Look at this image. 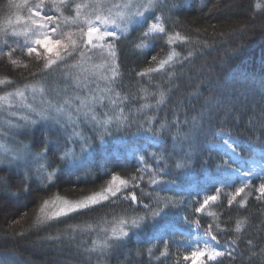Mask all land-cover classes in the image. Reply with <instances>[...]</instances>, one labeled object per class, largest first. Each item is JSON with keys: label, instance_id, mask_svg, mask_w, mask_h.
Wrapping results in <instances>:
<instances>
[{"label": "trees", "instance_id": "16d2710c", "mask_svg": "<svg viewBox=\"0 0 264 264\" xmlns=\"http://www.w3.org/2000/svg\"><path fill=\"white\" fill-rule=\"evenodd\" d=\"M10 2L16 5L21 0H0V30L6 29L11 34L16 13L23 11L9 7ZM121 2L123 0H111V3ZM161 4L163 8L156 13L162 15L166 35L157 34L159 39L149 38L143 42L145 47H137L142 43L138 36L146 30L145 26L132 31L131 36L122 40L117 47L119 75L113 81V93L119 94L116 95L117 99L124 104L127 116L130 112L136 114L135 124L127 127L126 141L115 144L112 137H107L105 143L97 142L95 150L88 153L87 162L79 163L75 168H65L63 173L60 172V168L64 167L59 160L60 154L49 153L48 160L39 163L45 164L47 172H55L56 175L46 185L41 184L35 176L37 164L34 163L29 175L36 179V186L41 190L27 195L17 186L20 180L15 173L9 175L0 172V177L10 180L11 184L0 192V264H5L3 261L7 260L5 257L8 254L16 257L12 258L10 264H96L97 261L104 264H191L181 259L179 254L176 255L178 251L175 245H181L183 252L186 249L172 236L167 241V251L177 257L160 255L165 251L164 242L150 239L153 226L149 220L106 256L100 253V246L106 236H110L111 228L119 227V220L125 218V210L127 216L145 215L142 208H137L135 204L131 208L127 203L119 204L116 208L97 207L94 211L70 214L46 224H39L37 218L45 200L54 197L80 200L107 187L113 172L121 179L130 181L132 176L138 175L140 167L135 156L151 152L167 156L170 175L163 179L174 183L162 184L161 187L170 196L179 194L180 199L193 197L190 190L186 191L188 187L201 184L208 176L237 167L235 162L232 168L223 166V161L228 157L212 137L213 131L221 130L218 122L214 121L212 125L205 123L199 131L192 124L193 117L199 118L203 100L188 102L197 91L202 96H208L205 87L198 89L197 86L206 82L210 73L214 79L228 83L229 98L236 105L235 116L239 119L229 118L230 122L222 130L237 138L241 145L237 154L246 159L254 156L256 151H264V129L261 128V112L264 110V0H163ZM177 33L179 38L176 37ZM168 36L174 37L173 42H168ZM13 40L23 42L24 38L22 35H12L9 44ZM4 50L8 51V48ZM189 53L192 56L184 60ZM152 55H156L157 63L151 62ZM170 55L173 60L158 69V62L167 60ZM13 59L17 60L16 65L7 56H0V80L6 81L0 84V96L19 89L24 91V98L13 96L10 101H0V129L5 122L3 118L12 117L7 111L9 103L18 98L27 100L30 96L38 95L40 92L33 93L32 89L45 88L46 83L47 91L51 92L60 75L56 71L46 79L31 75L43 68V56L38 59L28 57L17 49ZM150 68L158 70L149 73ZM193 105L195 110H192ZM184 112H187V117L182 114ZM154 116L161 122L174 120L177 116L181 121L187 119L188 126L182 127L180 132L181 135L187 134L190 141L182 143L180 139L171 137H161L157 141L146 131L149 125L142 124L145 118ZM153 124L155 131L159 123L153 120ZM44 130L45 126L40 124L31 127L32 134L24 129H7L5 137L7 143L18 141L31 146L33 136H42ZM68 130L71 131L70 128ZM83 131L87 132V129ZM171 132L175 134L177 129H171ZM55 136V132L50 133L52 139ZM68 147H74L77 151L79 145L69 144ZM126 148L128 152L129 149L134 150L131 156L126 153ZM4 156L0 154V159ZM177 163L181 165L180 168L176 167ZM149 166H154L150 159ZM105 167L108 168L107 172ZM261 182L264 180L256 178L251 184L256 188ZM240 186V182H235L221 188L215 209L206 214L205 211L193 213L190 220L195 224L199 222L201 235L211 225L212 233L217 235L223 248L234 247L237 250L231 258H221L220 264H264V201L258 200L253 191L243 202L237 197L229 206L228 194ZM141 187L144 194L154 193L153 185L141 182ZM70 227L74 230L69 231ZM180 237L183 238V235ZM248 240H252L251 246ZM230 241H235V245H231ZM149 248L152 249L151 256ZM137 250L141 251L140 256L135 255ZM156 256L159 257L154 258Z\"/></svg>", "mask_w": 264, "mask_h": 264}, {"label": "snow or ice", "instance_id": "6c2138e0", "mask_svg": "<svg viewBox=\"0 0 264 264\" xmlns=\"http://www.w3.org/2000/svg\"><path fill=\"white\" fill-rule=\"evenodd\" d=\"M13 6L23 11L22 17L18 12L17 21L22 18L24 25L20 27V31H17L16 26H12L11 34L6 29L0 30V56H7L13 65L17 64V60L13 59L17 49L22 53H26L28 57L38 59L43 56L45 58L43 68L38 69L37 73L31 75L33 77L39 75L41 78L46 79L50 73L58 72L60 75L57 78L56 85L52 88V92L56 95H60L62 92L67 93L70 88H87L89 76L93 73H96L98 78L110 83L115 81L119 75V65L117 63L118 44L122 40H127L132 31L146 26V30L139 33L138 38L142 43L137 47H145L146 45L143 42L149 40V38L159 39L160 36L157 34H167L161 16L156 15V12L163 8L159 0H147V3H142L140 0H123L121 3H111V0H82V2H77V0H21V3L16 5H12L10 2L9 7ZM257 6L259 7V5ZM66 13L69 14L66 15ZM149 20L155 22L149 23ZM12 35H22L24 37L23 42L13 40L12 44H9ZM176 37L179 38L178 33ZM173 40L174 37L168 36L169 43ZM13 45L15 46L13 47ZM5 48H8V51H5ZM191 56L192 53H189L184 60H188ZM97 58L103 60L99 65L93 63ZM150 59L151 62L157 63L156 55H152ZM172 60L173 56L170 55L167 60L159 61L158 69L163 68ZM221 63L223 64V60ZM24 67H27V65H24ZM73 69L79 70L74 77L71 75ZM99 69H103L105 73L110 72L111 75L99 74ZM158 69L150 68L148 72H154ZM138 75H145V73H138ZM5 83V80H0V84ZM61 84L63 87H61ZM201 87L207 89L208 96H202L197 91L188 102L203 100V103L200 104L202 111L199 113V118H192L193 127L199 131L204 128L205 123L212 125L214 121L218 122L221 130L213 131L212 137L216 141L217 147L228 157L223 161V166L232 168L234 154L237 153L241 145L230 132L222 130L223 126L230 122L229 118L239 119L235 116L237 112L236 105L229 98L231 95L229 85L227 82L214 79L210 73L207 81L197 86L198 89ZM32 91L33 93L39 91L43 95L46 89L44 87L33 88ZM103 91L111 93L114 90L106 88ZM116 95L119 94L116 93ZM13 96L24 98V91L18 89L14 93H7L0 96V101H10ZM104 98L103 95H90L86 98L80 96L68 97L64 99L62 104L42 99L39 110L31 104L25 105L29 111L36 115V119L22 116L20 119L24 121L23 124H12L9 120L7 123L10 127L22 128L26 133L32 134L31 127L40 124L45 126V130L42 136H33L31 146L23 144L22 147L13 148L12 150L5 147L4 152L7 155L0 159V165H2L0 166V172H7L9 175L15 173L20 180L17 186L21 187L24 194L27 195L41 190L39 186H36V179L29 175L32 172L34 163L37 164L35 176L41 184L46 185V182L52 180L56 175L55 172H47L45 164L39 163L42 160L47 161L49 153L60 154L59 160L64 165L60 168L61 173L64 172L65 168H75L86 153L95 150L97 142L103 144L106 142L107 137L114 134L110 129L114 127V130L119 132L122 126L130 128L135 122L136 114L130 112L128 116H125L122 108L119 115L108 119L93 114L96 106L102 105ZM76 100H79V104H75ZM159 103L158 101L157 104ZM112 104L116 105L117 101L112 100ZM192 110H195V105L192 106ZM182 114L187 117V112ZM12 115L14 116L15 113H12ZM153 120L159 123V128H156L155 131H153L155 127ZM143 123L149 125L146 131L151 133L157 141L161 137L180 139L182 143L191 139L187 134L181 135L180 129L188 126V120L181 121L179 116L174 120L164 122L154 116L145 118ZM69 128L71 131L68 130ZM261 128L264 129V110L261 112ZM83 129H87V132ZM171 129H177V132L173 134ZM53 132L56 133L55 139L50 137V133ZM69 144L79 145V154L76 153L74 147L69 148ZM0 147H3V145H0ZM33 149L38 150L33 151ZM138 151L141 150L138 149ZM135 159L139 161L140 167L138 168V175L132 176L130 181L121 179L113 172L111 179L107 181V187L99 192L84 196L80 200H45L40 208L37 222L46 224L56 218L68 217L70 214L94 211L97 207L116 208L119 204L124 203H127L129 208L134 204L137 208H142L145 213L142 216H127V210H125V218L119 220V227L111 228L110 236H106L100 246V253L106 256L116 246L122 244L124 239L129 237L133 231L138 230L145 221L162 216L169 208L183 207L188 203L184 199L161 198L154 196L153 193H143L141 182L155 186L154 192L156 188L164 191L161 188L162 184L174 183V181H164L163 179V177L170 175L167 156L162 153L151 152L146 155L135 156ZM149 159L153 162V167L149 166ZM48 163L50 166L51 161ZM176 167L180 168L181 165L177 163ZM234 170L241 172L238 167ZM107 171L108 168L105 167V172ZM241 175L243 177L241 186L228 194V205L231 206L237 197H240L241 202H243L253 194V191L256 193L258 200L264 201V182L253 188L252 184L248 182L252 177V172H243ZM261 179L264 180V177H261ZM10 186V180L0 177V192ZM220 191L219 188L216 189L217 194ZM197 196H199V193H197ZM216 199L217 195H205L202 201L198 202L199 206L194 208V213H202L210 201ZM145 200H147V203H145ZM133 211H136V209H133ZM184 221L187 223L188 218L184 217ZM196 227L198 230L200 229L199 222H197ZM239 227L238 224V231ZM73 230L71 227L69 228V231ZM203 235L209 237L210 241L215 242V246L207 242L202 247L197 245L192 250L185 252L183 256L185 262L191 261V264H220L221 258H231L234 252L237 251L234 247L221 250L218 247L217 235L211 231V225L208 229L203 230ZM229 243L235 245V241ZM248 245H252V240H248ZM164 247L165 251L160 253L161 256L168 254L169 245L167 241H164ZM148 253L151 256V248L148 249ZM135 255L140 256L141 251L137 250Z\"/></svg>", "mask_w": 264, "mask_h": 264}, {"label": "rangeland", "instance_id": "374dc122", "mask_svg": "<svg viewBox=\"0 0 264 264\" xmlns=\"http://www.w3.org/2000/svg\"><path fill=\"white\" fill-rule=\"evenodd\" d=\"M142 3H147V0H140ZM163 0H159V3H162ZM18 12L16 13V15ZM21 17L23 16L24 13L19 12ZM157 16L162 15L159 13H156ZM155 21L152 20L151 23H154ZM163 22V18H162ZM14 26L17 27V31H20V27L24 25V20L21 18L19 21H17V17L15 19ZM24 38V37H23ZM103 62L102 58H97L93 61V63L99 65ZM72 70L71 75H76L77 72L79 71L78 69ZM99 74L103 75H108L110 76L111 73H105L103 69L98 70ZM63 87V85L61 86ZM46 91L45 93L38 94L36 96H30L27 100L18 98L16 101L13 100L11 103H9L10 108L9 113L12 115V113H15V115L12 117H4V123H2L3 128H1V138H0V145H3V147H0V154L1 155H6L7 153L4 152V148L6 147L9 150H12L13 148L17 147H22L23 143H18L17 142H8V139L5 137V134H7V129L9 130H17L20 131L21 129H15L11 128L10 125L7 123V121H11L12 124H23L24 121L20 119L22 116H28L30 119H36V115L29 111L25 105L31 104L34 108H37L39 110L41 106V100H48V101H53L57 104H62L65 98L68 97H76L80 96L82 98L89 97L90 95H103L105 98L102 102V105H97L95 112L93 114H96L100 116L103 119H108L109 117H115L120 114L121 108L123 109V115L127 116V112L125 111V106L124 104H120V99L118 100L116 95H114L113 91L111 93H105L103 90L106 88H111L113 89V82L106 81L104 79L98 78V75L96 73H93L89 76V83L88 87L84 89H78L75 90L74 88H70L67 93H60V95H56L52 91H47V83L45 84ZM116 100L117 104L113 105L112 100ZM75 104H79V100L75 101ZM106 108L110 111V113L106 110ZM86 110V109H85ZM112 115V116H111ZM75 116V113H74ZM135 124V122L132 124V126ZM3 129V130H2ZM111 130V129H110ZM114 130V127H113ZM127 127H123L121 131L116 132L115 130L113 131L114 134L111 136L112 137V142L115 144H122L126 141V138L128 137L127 133ZM226 138V137H225ZM73 148V147H71ZM136 148L134 147V150ZM133 149H128L126 148V153L128 155H132L134 150ZM80 148L78 147L76 153L79 154ZM89 159V154L86 153L82 159L80 160L79 163H85ZM233 162L237 163V167L241 169V172H236L234 169L237 168H232L228 172H224L219 175H213V176H208L203 180L201 184H195L193 186L188 187V190H190L193 193V197L191 199L189 198H181L184 200H187L188 203L185 204L183 207H176V208H169L162 216L157 217L155 219H149V221L152 223L153 226V231L150 233V239L152 241H158V242H164V241H169L172 237L176 238V241L179 243H182L183 247L187 251L192 250L194 247L197 245L203 246L206 242L209 243L210 245L215 246V242L210 241L209 237L203 236L200 234L198 231L196 224L194 222H191L190 220V215H193L194 213V208L199 206L200 201H202L203 197L205 195H217V199L219 198V194H217L216 189L230 186L234 184L235 182H240L243 179L241 173L243 172H252V177L250 179V182L253 181L256 178H261L264 177V151H256V154L252 157L243 159L240 155L237 153L234 154V160ZM33 169V168H32ZM163 190L164 188L161 187ZM197 193H199V196H197ZM154 196H159L161 198L167 197L169 199H180V195L178 194L177 196H170L169 194H166L165 191H161L160 189L158 191H155L153 193ZM57 199H63V200H68L63 197H54L49 201L57 200ZM217 199L215 201H210L209 205H207L203 211L206 212H212L217 203ZM71 201V200H69ZM162 206V205H161ZM184 217L188 218V222L186 223L184 221ZM183 235V238L180 237ZM183 239V240H182ZM175 240V239H174ZM177 248V253L176 255L181 257L183 259V256L185 252L182 251L181 245H175ZM218 247L222 248L224 247L223 244L219 243ZM176 255H173L172 252L168 253L167 256L170 257H175ZM95 256V254H94ZM176 256V257H177ZM5 257V256H4ZM159 256H156L154 258H157ZM1 258V257H0ZM5 258L7 260H4L5 264H10L12 262V258H16L10 254H8ZM153 258V257H152ZM154 260V259H153ZM158 260V259H156ZM191 262V261H188ZM3 264V263H1ZM20 264V263H19ZM96 264H104L103 262H96Z\"/></svg>", "mask_w": 264, "mask_h": 264}]
</instances>
